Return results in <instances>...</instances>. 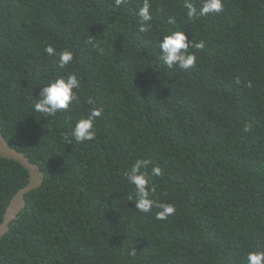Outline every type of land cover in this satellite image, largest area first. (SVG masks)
Here are the masks:
<instances>
[{"label": "trees", "instance_id": "16d2710c", "mask_svg": "<svg viewBox=\"0 0 264 264\" xmlns=\"http://www.w3.org/2000/svg\"><path fill=\"white\" fill-rule=\"evenodd\" d=\"M142 2L0 0V131L44 174L0 239V264H246L264 250V0H223L222 12L194 20L183 0H150L149 33L138 31ZM169 28L205 41L188 71L156 65ZM49 44L73 50L67 69ZM69 71L80 103L35 112L40 83ZM92 106L103 108L97 137L77 144L66 133ZM140 158L162 170L152 187L176 208L166 220L130 201L123 173ZM28 182L0 156V224Z\"/></svg>", "mask_w": 264, "mask_h": 264}, {"label": "clouds", "instance_id": "9594fccd", "mask_svg": "<svg viewBox=\"0 0 264 264\" xmlns=\"http://www.w3.org/2000/svg\"><path fill=\"white\" fill-rule=\"evenodd\" d=\"M127 0H114V7L119 8L125 5ZM183 8L188 20H194L198 17L208 16L210 13H220L223 11V0H201L199 9L193 0H183ZM150 0H143L135 10L138 17V31L140 33H149L152 30L153 13L151 11ZM168 25H176L175 16L167 17ZM186 29L169 28L165 33L157 36L156 46L159 49L157 57V66L159 68L166 66L168 69L178 68L182 71H188L193 68L197 61V53L204 50L205 41L189 40L186 35ZM85 43L98 47V43L89 37ZM189 48L195 51L189 52ZM101 52L102 49H99ZM45 53L53 57V63L59 69H67L74 61V52L65 48L57 51L49 44L45 46ZM235 83L239 84V77L235 78ZM39 96L35 99L33 110L46 116L54 117L61 111H66L71 105L80 103L78 90L82 87L81 78L76 71H69L67 74L55 73L48 76L44 82ZM88 105H94L93 98L89 97L86 101ZM103 108L92 106L86 110L85 114L75 118L73 125L66 133L70 140L77 144L95 141L97 129L95 127L98 118L102 117ZM244 132L250 131L249 126L243 128ZM162 170L159 165H153L150 158H140L135 160L124 173L123 178L131 188L134 199V208L143 214H150L155 209L156 220H166L176 211L173 204L160 201L154 198L155 189L152 187V178L162 176ZM130 255H135L132 250ZM246 264H264V250L253 249L246 254Z\"/></svg>", "mask_w": 264, "mask_h": 264}, {"label": "water", "instance_id": "95a60500", "mask_svg": "<svg viewBox=\"0 0 264 264\" xmlns=\"http://www.w3.org/2000/svg\"><path fill=\"white\" fill-rule=\"evenodd\" d=\"M0 156L2 158L14 160L23 166L29 173V182L22 187L12 198L5 212L3 221L0 224V239L10 231L12 222L18 219L22 211L26 208V195L42 186L44 174L40 166L31 162L22 152L14 149L5 139L0 131Z\"/></svg>", "mask_w": 264, "mask_h": 264}]
</instances>
